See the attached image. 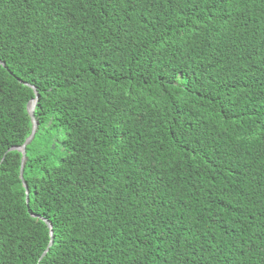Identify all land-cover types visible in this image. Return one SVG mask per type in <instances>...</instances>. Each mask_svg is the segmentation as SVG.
<instances>
[{"label":"trees","instance_id":"1","mask_svg":"<svg viewBox=\"0 0 264 264\" xmlns=\"http://www.w3.org/2000/svg\"><path fill=\"white\" fill-rule=\"evenodd\" d=\"M0 62V264H264V0H0Z\"/></svg>","mask_w":264,"mask_h":264},{"label":"water","instance_id":"2","mask_svg":"<svg viewBox=\"0 0 264 264\" xmlns=\"http://www.w3.org/2000/svg\"><path fill=\"white\" fill-rule=\"evenodd\" d=\"M1 63V62H0ZM2 65H4L3 63H1ZM28 87H30L31 89L34 90L35 92V95L36 97L31 100L28 105H27V111L31 117V121H32V125H33V128H32V133L30 135V137L27 139V141L20 147H13L10 149V151H17V152H20L22 155H23V158H22V165H21V170H20V179L22 180L23 182V186L26 190V194H27V203H29V190H28V186L27 184L25 183L24 181V169H25V166H26V163H27V152H26V148L28 145L31 144V142L34 140V137L38 131V127H39V122L38 120L35 118V109L37 107V104H38V101H39V93L37 91V89L30 85V84H26ZM35 217H37L36 215H33ZM48 225L49 227L51 228V224L44 220ZM49 251V249H47L46 253ZM46 253L43 255L45 256Z\"/></svg>","mask_w":264,"mask_h":264},{"label":"rangeland","instance_id":"3","mask_svg":"<svg viewBox=\"0 0 264 264\" xmlns=\"http://www.w3.org/2000/svg\"><path fill=\"white\" fill-rule=\"evenodd\" d=\"M60 155H62L61 153H58V156L61 157Z\"/></svg>","mask_w":264,"mask_h":264}]
</instances>
